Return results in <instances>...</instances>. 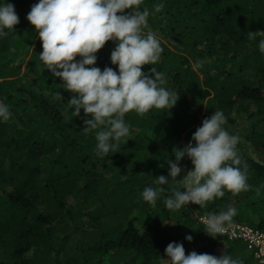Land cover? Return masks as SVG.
Instances as JSON below:
<instances>
[{
	"label": "trees",
	"instance_id": "trees-1",
	"mask_svg": "<svg viewBox=\"0 0 264 264\" xmlns=\"http://www.w3.org/2000/svg\"><path fill=\"white\" fill-rule=\"evenodd\" d=\"M34 1L12 2L19 23L0 37V101L12 113L0 122V264H168L169 242L181 243L185 255L226 247L241 264H252L240 240L208 235L202 217L231 205L237 209L231 224L264 233V54L257 47L264 36H247L264 31V0H163L142 31L157 33L163 52L154 67L178 99L169 109L126 113L128 136L104 156L94 151V130H82L83 109L74 116L67 105L74 94L39 58L42 41L26 19ZM155 2L142 0L141 10L151 12ZM114 47L106 41L94 66L117 70ZM197 58L204 64L194 70ZM216 109L224 127L241 137L237 149L251 187L225 190L206 208L189 202L167 210L164 197L183 185H156V176L168 175L167 160ZM179 165L177 180L194 167L187 157ZM146 186L165 189L155 206L140 195Z\"/></svg>",
	"mask_w": 264,
	"mask_h": 264
},
{
	"label": "clouds",
	"instance_id": "clouds-1",
	"mask_svg": "<svg viewBox=\"0 0 264 264\" xmlns=\"http://www.w3.org/2000/svg\"><path fill=\"white\" fill-rule=\"evenodd\" d=\"M141 4L142 0H35L26 15L42 41L39 58L45 69L59 77L63 88L74 94L67 105L74 116H79L83 109L87 118L82 130L85 133L94 130V151L98 156L108 154L116 142L128 136L126 113L144 115L151 109H169L178 99L175 91L162 86L166 80L154 67L163 52L157 33L150 29L142 31L147 28V18L164 7L163 0H157L151 12L147 7L141 10ZM125 9L131 11L125 13ZM18 23L14 5L9 0L0 2V37ZM257 35L264 36V31L247 32L249 40ZM106 41H115L110 61L117 70L94 66L95 54ZM257 47L264 54V39L258 41ZM77 56L80 58L76 59ZM146 64L153 67L142 72L141 66ZM203 64L197 58L192 67L198 70ZM11 115L9 106L0 101V122L8 121ZM225 123L223 111L214 110L192 133L189 143L177 149L175 160H167L168 175L156 176L154 183L163 186L172 181L183 188L171 189L164 197L165 209L178 210L189 202L206 208L215 198L223 197L225 190L236 194L251 187L247 183V162L237 149L241 137L230 133ZM184 157L194 167L177 180L182 172L179 162ZM163 192V187L146 186L140 195L147 204L155 206ZM236 212L229 205L202 217L205 232L212 237L224 234ZM185 239L191 241L192 236L186 235ZM164 252L168 264H241L231 253L217 257L191 251L185 255L179 242H169Z\"/></svg>",
	"mask_w": 264,
	"mask_h": 264
},
{
	"label": "built area",
	"instance_id": "built-area-1",
	"mask_svg": "<svg viewBox=\"0 0 264 264\" xmlns=\"http://www.w3.org/2000/svg\"><path fill=\"white\" fill-rule=\"evenodd\" d=\"M231 240H240L253 257V264L264 261V233L246 224H231L225 232Z\"/></svg>",
	"mask_w": 264,
	"mask_h": 264
},
{
	"label": "rangeland",
	"instance_id": "rangeland-1",
	"mask_svg": "<svg viewBox=\"0 0 264 264\" xmlns=\"http://www.w3.org/2000/svg\"><path fill=\"white\" fill-rule=\"evenodd\" d=\"M1 2H3V0H0ZM14 0H12L11 1V3L13 2ZM220 37H225V36H222V33L220 34ZM24 61H26V60H24ZM40 68V66H37V68H35V69H39ZM21 71L22 72H28L29 71V68H27V67H24V68H22L21 69ZM33 73V72H32ZM31 74V73H30ZM5 163L6 164H8V161L7 160H5ZM106 174V173H105ZM150 223H151V221H150ZM246 252H247V254L248 255H250V253L246 250ZM221 254H226V247H220V248H218V249H216V253L214 254L215 256H217V257H219Z\"/></svg>",
	"mask_w": 264,
	"mask_h": 264
}]
</instances>
